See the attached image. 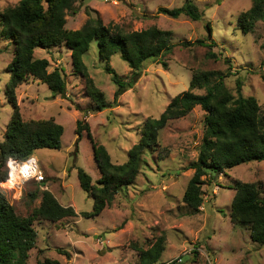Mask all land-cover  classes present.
Returning a JSON list of instances; mask_svg holds the SVG:
<instances>
[{
    "label": "rangeland",
    "instance_id": "374dc122",
    "mask_svg": "<svg viewBox=\"0 0 264 264\" xmlns=\"http://www.w3.org/2000/svg\"><path fill=\"white\" fill-rule=\"evenodd\" d=\"M19 1L0 0V12ZM186 1L78 0L77 11L67 13L69 29H80L93 17L127 31L158 26L172 32L175 43L172 53L146 62L139 80L116 104L117 84L105 68H112L125 78L132 69L119 53L107 61L101 60L97 43L91 44L84 61L110 104L103 110L96 109L86 92L85 79L74 71L72 52L67 46L35 50L36 58L48 59L49 71L64 70L66 95L53 96L45 83L30 78L16 90L17 103L25 121L53 118L62 124L65 128L62 147L38 149L32 154L46 177L43 188L30 180L21 186V191H15L7 184L4 187L2 179L0 187L19 215L32 214L41 204L44 190L50 191L63 206H72L77 215L57 222L37 219L34 222L37 245L31 250L27 264H38L45 258L61 264H144L141 249L151 248L160 237H164L165 250L154 264H171L184 252L187 253L182 264H264V244L254 242L250 226L234 224L230 214L235 181L256 183L264 193V161L243 163L223 173L210 172L204 176L199 211L195 212L183 201L194 173L188 166L197 160L204 135L206 111L199 105L161 130L158 144L144 154L134 184L123 187L99 216L82 215L92 211L94 199L81 188L78 169L89 172L94 184L101 172L88 131L83 130L80 139L76 133L79 120L89 124L94 140L106 146L113 162L123 164L130 149L141 139L144 122L159 118L176 95L189 89L194 71L223 73L226 87L235 96L240 78L243 95L255 97L264 112V22H258L255 31L248 34L238 26L240 14L251 7L252 0H220V3L191 0L203 12L198 21L185 15L173 18L159 13L161 7H180ZM208 21L215 45L210 48L182 45V42L206 40ZM209 50L219 58L208 57ZM14 52V44L0 38V144L13 113L5 89ZM193 92L203 94L205 90L196 88ZM6 166L0 161V177L6 178ZM32 194L37 196L33 198ZM58 248L67 250L69 256L58 252Z\"/></svg>",
    "mask_w": 264,
    "mask_h": 264
},
{
    "label": "trees",
    "instance_id": "16d2710c",
    "mask_svg": "<svg viewBox=\"0 0 264 264\" xmlns=\"http://www.w3.org/2000/svg\"><path fill=\"white\" fill-rule=\"evenodd\" d=\"M77 1L20 0L16 5L0 12V38L12 42L15 50L8 65L10 78L5 89L6 99L12 105L13 113L0 144V161L5 165L11 157L25 160L38 149L62 147V135L65 131L62 124L53 118L25 121L17 103L16 90L30 78L45 83L53 96L61 95L64 98L66 95L64 70L54 68L49 71L48 59L36 58V49L67 46L72 52L74 71L85 79L86 92L96 109L103 110L110 104L90 76L84 61L93 42L97 43L101 60L107 61L119 53L132 69L130 76L125 78L114 69L105 68L117 84L115 104L139 80L146 62L160 60L175 48L172 32L158 26L127 31L118 26L105 25L101 18L91 17L80 29H69L66 27V16L69 11H77ZM159 13L173 18L185 15L193 21L203 17V12L191 0L180 7H161ZM260 21L264 22V0H252L251 7L240 14L238 26L243 33L248 34L255 31ZM206 29L209 33L206 40L182 42V45L212 47L216 42L211 39L213 28L210 21L207 22ZM207 56L219 58L212 50L208 51ZM225 61L231 63L229 58H225ZM162 64L167 66L166 62ZM224 79L223 73L216 70L194 71L189 89L176 95L159 118H148L144 122L141 139L130 149L128 160L123 164L114 163L106 146L94 140L89 124L79 120L76 133L80 139L82 131H88L95 161L101 172V177L94 184L89 172L83 168L78 169L81 188L91 193L94 199L92 211L83 212L82 215L86 218L99 216L112 204L123 187L134 184L140 173L144 154L158 144L161 130L170 121L188 115L198 105L206 114L198 158L188 166L194 170L183 194V201L189 207L195 212L200 210L203 202V177L208 173H223L243 163L264 161V112L255 97L243 95V82L240 78L237 79L236 96L226 87ZM196 88L204 89L205 92L194 93L193 89ZM0 180L2 182L5 178L1 176ZM40 185L42 184L38 186L41 187ZM234 189L231 221L234 224L249 225L251 239L264 244V193L256 183L238 180L234 183ZM36 196L37 194H32L33 198ZM76 215L72 206H63L48 190L42 192L41 204L32 214L19 215L0 187V264H27L31 250L37 245L38 232L34 227L37 219L57 222ZM57 250L69 256L67 250ZM164 250V237H160L151 248L141 249L140 257L144 264H154ZM38 264L61 263L45 258L39 260Z\"/></svg>",
    "mask_w": 264,
    "mask_h": 264
},
{
    "label": "built area",
    "instance_id": "2783aa9c",
    "mask_svg": "<svg viewBox=\"0 0 264 264\" xmlns=\"http://www.w3.org/2000/svg\"><path fill=\"white\" fill-rule=\"evenodd\" d=\"M8 175L5 179V182H2L3 186L5 184L9 186V189L15 191H21V186L30 180L37 182V184H43L46 180V177L39 165V161L36 157L32 155L26 158L25 160H19L17 158L11 157L7 161ZM43 188L42 185H40ZM183 254H179L172 261L171 264H182L183 263Z\"/></svg>",
    "mask_w": 264,
    "mask_h": 264
},
{
    "label": "clouds",
    "instance_id": "9594fccd",
    "mask_svg": "<svg viewBox=\"0 0 264 264\" xmlns=\"http://www.w3.org/2000/svg\"><path fill=\"white\" fill-rule=\"evenodd\" d=\"M30 156H31V155H30ZM6 165H7V164H6ZM7 175H8V168H7ZM5 179H6V178H5ZM3 181H4V180H3ZM3 181H2V182H3ZM45 181H46V180H45ZM45 181H44V182H45ZM44 182H43V184H44ZM43 184H42V186H43Z\"/></svg>",
    "mask_w": 264,
    "mask_h": 264
}]
</instances>
